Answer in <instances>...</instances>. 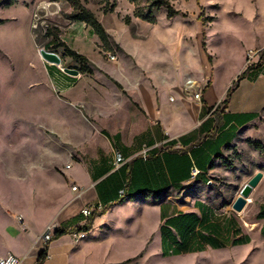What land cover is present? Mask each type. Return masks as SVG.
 Listing matches in <instances>:
<instances>
[{
	"label": "rangeland",
	"instance_id": "rangeland-1",
	"mask_svg": "<svg viewBox=\"0 0 264 264\" xmlns=\"http://www.w3.org/2000/svg\"><path fill=\"white\" fill-rule=\"evenodd\" d=\"M82 2L105 27L122 34L120 41V33L107 30L111 36V51H103L102 41L91 27L69 18L74 11L69 1L0 0V253L9 248L5 233L24 247L29 243L25 234L39 231L52 213L71 197V183L61 175L65 165L81 153L65 140V120L51 118L57 111V99L49 75L52 69L49 70L48 62L41 57L40 48L50 44L46 49L55 51L53 46L62 41L78 50L89 59L93 69V74L82 75V78L97 84L103 79L115 80L99 68L103 67L99 65L102 56L109 60L108 66L112 68L124 62L115 61L117 58L126 57L134 63L135 57L163 85L155 71H162L158 65L168 56L163 50H168V57L175 64L168 76L180 82L178 88L167 89L163 94L170 111L180 105L188 76L197 81L204 78V62L210 72L208 82L211 81L203 91L213 86L209 91V98L213 100L223 98L239 74L244 71L248 74L246 54L249 50H264V0H171L181 13L169 18L167 8L163 7L156 11L158 20L152 24L136 17L135 6L128 0H110L107 4L101 0ZM145 4L143 0L142 5ZM112 7L114 10H109ZM126 17H130V25L124 21ZM121 42L134 57L121 52L124 50ZM64 50L59 47L58 52ZM110 53L115 54L116 59H111ZM64 61L61 70L77 69L80 65L70 56H64ZM122 69L128 71L126 65ZM116 74L124 78L118 70ZM160 74L164 76V72ZM143 76L151 78L147 72ZM245 88L246 83L243 90ZM170 94L176 101L170 100ZM203 102L202 97L200 103ZM52 119L56 125L50 126ZM258 133L254 136L264 139V130ZM240 136L242 141L235 145L233 156L227 157L232 166L220 163L207 184L192 181L174 196L179 197L177 202L185 209L201 198L222 215L232 216L258 244L249 257L245 249L232 256L228 250H209L196 255L162 257L156 241L152 244L154 236L147 241L148 235L157 228L156 215L145 208L140 215L141 205L134 204L119 206L113 217L108 211L102 213L105 207L94 210L98 214L94 229L78 243L83 246L77 251L76 264H264L263 220L257 217L264 204V175L244 209L237 212L232 208L242 187L257 172L264 174V152L254 148L250 139V147L247 146L245 137ZM254 136L251 141H258ZM67 175L69 179L81 181L84 168L76 163ZM92 205L96 203L87 206ZM25 224L27 231L23 228Z\"/></svg>",
	"mask_w": 264,
	"mask_h": 264
},
{
	"label": "crops",
	"instance_id": "crops-1",
	"mask_svg": "<svg viewBox=\"0 0 264 264\" xmlns=\"http://www.w3.org/2000/svg\"><path fill=\"white\" fill-rule=\"evenodd\" d=\"M106 29L116 31L112 27ZM121 36L122 34L120 41ZM121 44L124 48L121 52L134 57L131 50H127L122 42ZM164 52L170 56L168 50H163ZM168 56L159 62L158 66L162 71H155L156 76L164 82L163 85L158 83L152 71L139 64L135 57L134 63L126 57L117 58L115 61L124 62L112 68L108 66L109 60L101 56L103 60L99 65L103 67L95 65L115 80L103 79L99 80V84L82 78V75L90 73L79 72L78 75H72L65 72L64 68L61 70L60 66L65 63L62 56L59 65L47 61L49 70L52 69L49 75L51 80L53 79L52 85L57 99V111L51 118L65 120V140L72 149L81 151L79 157L65 165L61 175L71 183V197L52 213L39 231L25 234L29 243L24 247L10 234L5 233L9 248L1 252L0 256L13 253L22 258L23 264H38L39 255L47 244L40 240L45 227L48 224H84L87 218L81 213L82 209L95 203L109 206L106 212L112 217L119 206L140 204V215L143 214L144 208L153 211L157 228L148 235L147 241H151L154 236L152 244L156 241L162 257L172 256L170 252H164L161 227L173 219L183 227L190 226L192 231L188 240L193 249L181 254L196 255L209 250H228L232 256L234 252L244 249L248 257L253 253V247L258 244H255L251 235L244 232L232 216H223L213 205L201 198L196 199L192 207L185 209L177 202L176 198L179 197L174 195L192 181L207 184L215 168L220 163L224 164V158L233 156L235 145L242 141L241 134L246 139L244 143L250 147L251 136L259 135L260 129L264 130V75H261L258 69L249 71L234 91L230 103L224 110L221 105L219 113L215 109L220 106L225 96L211 100L209 91L213 86L203 91L207 107L203 108L202 103L185 91L180 105L170 111L166 106L167 98H164L163 94L167 89L178 88L180 82L174 76H168V71H174L175 66L172 58ZM124 65L128 69L127 72L122 71ZM204 65L206 73L203 79L197 81L188 76L195 79L202 90L210 79L205 62ZM117 70L123 79L117 76ZM144 72L151 78H145ZM160 72H164L165 78L160 76ZM115 81L119 82L122 88ZM245 83L246 88L243 90ZM96 86L101 89L94 90L93 87ZM169 98L176 101L172 94ZM51 124L56 125L53 124V119L50 126ZM255 136V140L264 143V139ZM116 150H120L126 158L120 169H114L112 166ZM76 163H80L84 168V176L81 181L73 177L70 181L67 171ZM194 166L200 170L198 176L192 175ZM75 184L78 186L77 191L72 189ZM125 184H128L130 196L121 202L119 192ZM257 217L263 220V240L264 204L260 206ZM94 225L95 220L92 229L81 238L77 239L75 234H65L49 242L47 257L39 264H76L77 251L83 246L78 243L90 235ZM23 228L28 230L26 224ZM168 232H171L172 236H165V244L171 246L172 241H180V235H176L173 228L168 229ZM212 242L223 245L213 247Z\"/></svg>",
	"mask_w": 264,
	"mask_h": 264
},
{
	"label": "trees",
	"instance_id": "trees-1",
	"mask_svg": "<svg viewBox=\"0 0 264 264\" xmlns=\"http://www.w3.org/2000/svg\"><path fill=\"white\" fill-rule=\"evenodd\" d=\"M66 1H69L71 3V5L73 6V9H74V11L69 15V18L74 20V21H77V22H83L86 24V26L91 27V29L93 30V33L98 35L100 40L102 41L101 47H102L103 51H106V52L111 51V49H112V45H111V41H110L111 36H110L109 32L107 31L106 27L103 25V23L98 19L97 15L93 11H91L82 2V0H66ZM109 1L110 0H101L102 3H106V4L109 3ZM128 1L135 6L134 15L136 17H138L144 21L150 22V23H157L158 19H157V16L155 13H156V11L162 9L163 7L167 8V15L169 18H172V17L181 13L180 10L176 9L173 6V4L171 3V0H146L145 5H142L143 0H128ZM11 3L12 2H9V4H11ZM114 7L110 8L109 10L113 11ZM105 10H107V9L105 8ZM124 21L128 25L131 24L130 17H126ZM0 22H2V20H0ZM51 32L52 31H50L49 33L51 34ZM53 47L55 49V52H57V53H59L58 52L59 47H64L65 50L63 51V53H60L61 56L62 57L70 56L76 62L78 61L80 63V65L77 66L76 68L79 70V72L93 74V69L89 65L90 61L85 55L77 52L76 50H73L72 48L67 46L65 44V42H62V41L55 44ZM46 48H50V44L46 45ZM263 64H264V50L261 52L258 65L257 66H250L246 70L251 71L254 69H258V72H259V71H261V66ZM246 76H247V72L246 71L242 72L241 74L238 75L237 79L230 86V88L226 92L225 98L221 101V104L223 106V110L230 103L234 91L239 87L240 82L244 78H246ZM210 81L208 82L207 86L210 84ZM115 82L118 86L122 87V85L119 82H117V81H115ZM205 106L207 107V104L205 102H203V108ZM208 108L212 109V107H208ZM219 108H220V106L215 109V111H217V113H219V111H220ZM250 117H253V115H250ZM250 142H252L251 144L253 145L254 148L264 152V144L262 142L251 141V140H250ZM230 161L231 160L229 158H224V163L227 166H232L233 163ZM127 187H128V184H125L122 187V189L125 188V191H126L125 195L122 196L119 192L120 197L122 199L121 202H123L127 197L130 196V193L128 192ZM108 207L109 206H106L102 213H105L107 211ZM97 215H98L97 212H93L89 217H87V221L84 224L71 225L69 223H66L64 225L57 226L55 231H54V236H53L52 241L60 238L61 236L65 235V234L89 232L93 227V223H94V220H95ZM170 228H173L176 232L175 234L180 235L181 239L178 242L172 241L171 246H168L167 244H165V236L168 234L170 236H172V233L168 232V229H170ZM161 230H162V240H163V244H164V248H165V251H164L165 253L170 252V254H172V255L173 254H181L183 252H188V251H191L193 249L192 247L189 246L190 241L188 240V236L191 237V235H192L191 234L192 231L190 230V226L183 227L182 225H180L178 223V221H176V219H173V220H168V222H166L164 225H162ZM184 231H185V234H184ZM234 243H236V242L234 241ZM48 245H49V242L45 245L42 253L39 255V258L37 261L38 264L42 263L46 259ZM211 245L213 247H221L223 244H221L219 242H212ZM145 249L143 251H145ZM199 249H202V248H199Z\"/></svg>",
	"mask_w": 264,
	"mask_h": 264
},
{
	"label": "built area",
	"instance_id": "built-area-1",
	"mask_svg": "<svg viewBox=\"0 0 264 264\" xmlns=\"http://www.w3.org/2000/svg\"><path fill=\"white\" fill-rule=\"evenodd\" d=\"M262 51L263 50H249L247 52V54H246L247 68L250 66H257L258 65ZM109 56L111 59H116L115 54L110 53ZM260 74L264 75V64L261 66ZM185 86H186L185 91L188 94H191L195 100L201 102L202 97H203V90L199 86L198 82L193 78H189L186 80ZM125 162H126V158H125L124 154L120 150H116L114 152V160L112 162L113 168L119 169ZM67 166H69V165H67ZM199 173H200V170L196 166H194L192 168V175L197 176ZM72 189L74 191H77L78 186L74 185L72 187ZM120 194L122 196L126 194L125 188H123L120 191ZM102 207H104V206L101 203H98V204L92 205V206H85L82 209L81 213L83 214L84 217L87 218L94 212L95 209L98 210V209H101ZM19 217H21V216H19ZM22 222H23V220H22ZM56 227L57 226L55 224H48L45 227V229L43 230V232L40 236V240L44 243H48V242L52 241ZM84 233L85 232L74 233V234H75V236H77V239H78V238L83 237ZM0 264H23V260L21 257L15 255L13 253H9L5 256H0Z\"/></svg>",
	"mask_w": 264,
	"mask_h": 264
},
{
	"label": "water",
	"instance_id": "water-1",
	"mask_svg": "<svg viewBox=\"0 0 264 264\" xmlns=\"http://www.w3.org/2000/svg\"><path fill=\"white\" fill-rule=\"evenodd\" d=\"M39 53L41 55V57L53 64H61L62 62V58L61 56L55 52V51H51V50H47L45 47H42L39 49ZM64 71L72 74V75H78L79 74V70L75 69V68H70V67H66L64 68ZM263 172L259 171L257 172L241 189L239 196L237 197V199L235 200V202L233 203L232 207L235 211L237 212H241L244 207L246 206V204L248 203V199L250 197V195L252 194L253 190L255 189V187L260 183V181L263 178Z\"/></svg>",
	"mask_w": 264,
	"mask_h": 264
}]
</instances>
